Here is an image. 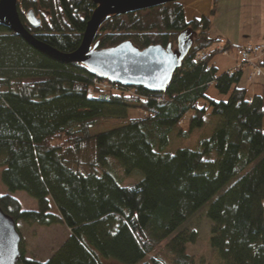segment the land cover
I'll return each mask as SVG.
<instances>
[{
  "label": "trees",
  "instance_id": "1",
  "mask_svg": "<svg viewBox=\"0 0 264 264\" xmlns=\"http://www.w3.org/2000/svg\"><path fill=\"white\" fill-rule=\"evenodd\" d=\"M95 8L90 0L17 3L27 32L62 54L79 48ZM210 26L205 16L187 21L180 2L101 25L96 50L127 42L139 50L172 49L181 34H194L181 67L156 93L103 89L112 84L0 27V169L9 192L0 196V209L16 228L69 231L46 261L27 258L21 241L17 264H199L187 252L197 233L176 232L207 203L209 247L223 264H264V77L262 93L248 98L239 86L247 67L219 74L212 60L240 46L211 38ZM258 66L264 72V55ZM210 87L226 100L209 98ZM130 108L142 115L129 118ZM209 112L218 122L197 150L164 153L172 133L188 137ZM110 122L115 126L100 130ZM16 192L35 200L36 209L23 210Z\"/></svg>",
  "mask_w": 264,
  "mask_h": 264
},
{
  "label": "rangeland",
  "instance_id": "2",
  "mask_svg": "<svg viewBox=\"0 0 264 264\" xmlns=\"http://www.w3.org/2000/svg\"><path fill=\"white\" fill-rule=\"evenodd\" d=\"M183 5L188 4L191 9V17L200 18L201 10L206 9L209 13L211 38H219L224 41L229 40L233 45L246 44H264V0H181ZM181 3V4H182ZM188 8V7H187ZM189 33V34H188ZM191 41L194 34L190 32L185 34ZM218 46L215 45L214 49ZM177 54V46L172 48ZM212 64L218 69V73L232 71L237 65L236 51L233 49L229 52L216 55L212 60ZM248 68V67H247ZM250 70V71H249ZM243 76L239 86L248 89L247 97H251V84L259 83V79L252 75V70L243 69ZM251 72V73H250ZM250 78L248 79V76ZM261 84V83H260ZM106 86V85H103ZM106 90H113L110 86L105 87ZM258 93H262L260 89ZM207 96L216 101L226 100L225 96L219 95L213 87L207 91ZM129 118H137L142 115L141 111L136 108L128 110ZM218 119L211 116L210 112L205 118V125L198 130H194L188 137H177L174 133L169 136V145L165 148L164 153H174L179 149L197 150L202 139L209 137L214 131ZM115 126L114 122L104 124L100 130H105ZM0 169V196L9 194L6 187L1 182ZM138 174L137 180L128 179L125 184L132 185L141 179ZM16 199L21 208L25 211L35 210L36 202L23 192L11 194ZM209 204L202 206L195 212L176 233L184 230L195 231L197 233V241L194 244L187 245V252L199 259V264H223L216 252L209 247V237L211 222L207 218ZM18 232L22 238V244L27 258L37 261L48 260L64 243L69 236V231L63 225H55L51 227H40L34 224L26 225L18 223ZM104 264H118L115 262H104Z\"/></svg>",
  "mask_w": 264,
  "mask_h": 264
},
{
  "label": "water",
  "instance_id": "3",
  "mask_svg": "<svg viewBox=\"0 0 264 264\" xmlns=\"http://www.w3.org/2000/svg\"><path fill=\"white\" fill-rule=\"evenodd\" d=\"M20 0H0V27L23 39L47 57L63 64H80L100 79L127 88H144L149 92H163L173 74L181 67L191 40L181 34L177 54L171 47L151 46L144 50L122 43L108 50L92 47L101 25L112 16H123L181 0H90L95 6L79 48L62 54L37 41L20 22L17 3ZM31 28L40 25L35 17L27 16ZM22 238L13 220L0 209V264H17L20 260Z\"/></svg>",
  "mask_w": 264,
  "mask_h": 264
},
{
  "label": "built area",
  "instance_id": "4",
  "mask_svg": "<svg viewBox=\"0 0 264 264\" xmlns=\"http://www.w3.org/2000/svg\"><path fill=\"white\" fill-rule=\"evenodd\" d=\"M236 57H237V66L236 70H240L243 67H248L252 70L251 76H255L257 78L264 77V72L262 69L258 66L259 58L264 55V44L256 45V44H246L243 46H240L236 50ZM199 61H205L206 54H201L198 57ZM110 86V85H106ZM103 86V89H106ZM113 90H117V85H111L110 86ZM262 87L264 88V83L262 84Z\"/></svg>",
  "mask_w": 264,
  "mask_h": 264
},
{
  "label": "crops",
  "instance_id": "5",
  "mask_svg": "<svg viewBox=\"0 0 264 264\" xmlns=\"http://www.w3.org/2000/svg\"><path fill=\"white\" fill-rule=\"evenodd\" d=\"M182 3V2H181ZM182 5H183V3H182ZM188 7V8H187ZM183 9H184V14H185V18H186V20L187 21H189V20H192V19H194L196 16H194L193 15V17H191V13L189 12V9H191V7L188 5V4H186V5H183ZM201 16H205V17H209V13H208V11L206 10V9H202L201 10ZM241 45H243V44H241ZM241 45H237V46H241ZM214 65V64H213ZM214 67H215V65H214ZM216 68V67H215ZM217 69V68H216ZM246 70H248V68H245ZM217 71H218V69H217ZM250 71V70H249ZM225 72H227V71H225ZM242 72H243V70H242ZM251 73V72H250ZM243 74H244V72H243ZM250 78V75L248 76V79ZM260 81V80H259ZM261 82H257V83H255V84H251V86H250V90H251V97L252 96H255V95H258V94H260V93H258V91L261 89L262 90V88H261V84H260ZM244 87V86H243ZM246 88V87H245ZM247 89V88H246ZM247 93H248V89H247ZM263 129H264V119H263Z\"/></svg>",
  "mask_w": 264,
  "mask_h": 264
}]
</instances>
